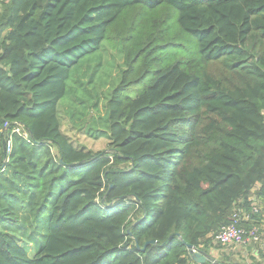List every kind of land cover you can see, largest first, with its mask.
<instances>
[{
  "label": "trees",
  "instance_id": "16d2710c",
  "mask_svg": "<svg viewBox=\"0 0 264 264\" xmlns=\"http://www.w3.org/2000/svg\"><path fill=\"white\" fill-rule=\"evenodd\" d=\"M254 196L264 0H0V264H192Z\"/></svg>",
  "mask_w": 264,
  "mask_h": 264
},
{
  "label": "built area",
  "instance_id": "2783aa9c",
  "mask_svg": "<svg viewBox=\"0 0 264 264\" xmlns=\"http://www.w3.org/2000/svg\"><path fill=\"white\" fill-rule=\"evenodd\" d=\"M16 133H23V127L18 126L14 130ZM27 137V133L25 135ZM9 147L11 143L9 142ZM254 203L251 209H237L230 224L222 227V229L214 236V243L224 246H246L249 244L258 245L264 231V215L259 225L251 224L247 228L243 223H249L253 220L254 215L260 214L259 202L254 196ZM198 250V249H195Z\"/></svg>",
  "mask_w": 264,
  "mask_h": 264
},
{
  "label": "rangeland",
  "instance_id": "374dc122",
  "mask_svg": "<svg viewBox=\"0 0 264 264\" xmlns=\"http://www.w3.org/2000/svg\"><path fill=\"white\" fill-rule=\"evenodd\" d=\"M114 61V59H112ZM122 59L120 56L117 57L116 63H121ZM118 69V68H117ZM101 112H105V105L102 102L101 105ZM61 119H62V132L70 138V140L74 143L76 146H84L87 149L93 150V151H107L109 146V141L107 138H100V139H93L88 137L84 130H80L78 127L74 126L68 116L63 111V107L60 109ZM263 208V207H262ZM242 246H233L230 247L233 249L240 248ZM228 248V247H226ZM216 259L219 258L220 253L218 252V249L216 247L213 248V250L210 252Z\"/></svg>",
  "mask_w": 264,
  "mask_h": 264
},
{
  "label": "crops",
  "instance_id": "0c3cea01",
  "mask_svg": "<svg viewBox=\"0 0 264 264\" xmlns=\"http://www.w3.org/2000/svg\"><path fill=\"white\" fill-rule=\"evenodd\" d=\"M262 210H263L262 215H264V205ZM261 240L264 241V231ZM259 244L258 245L249 244L236 249L233 248L230 249V246L216 245L215 247L216 249H218V252L220 253V256L216 262L222 264H264V259L260 256ZM213 248L211 249V251L213 250ZM192 264H201V263H196L192 260Z\"/></svg>",
  "mask_w": 264,
  "mask_h": 264
},
{
  "label": "water",
  "instance_id": "95a60500",
  "mask_svg": "<svg viewBox=\"0 0 264 264\" xmlns=\"http://www.w3.org/2000/svg\"><path fill=\"white\" fill-rule=\"evenodd\" d=\"M6 143L4 142V149H5ZM189 252L191 255V258L196 263L205 264L207 261L216 262L217 259L210 253L203 251V250H195L196 248L192 245H188Z\"/></svg>",
  "mask_w": 264,
  "mask_h": 264
}]
</instances>
